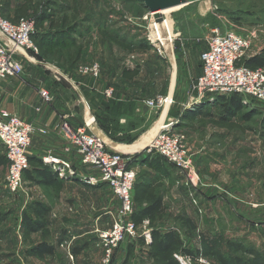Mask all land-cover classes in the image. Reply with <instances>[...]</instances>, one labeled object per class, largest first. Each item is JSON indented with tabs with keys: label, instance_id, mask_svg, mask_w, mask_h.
Instances as JSON below:
<instances>
[{
	"label": "rangeland",
	"instance_id": "obj_1",
	"mask_svg": "<svg viewBox=\"0 0 264 264\" xmlns=\"http://www.w3.org/2000/svg\"><path fill=\"white\" fill-rule=\"evenodd\" d=\"M6 1L0 0V16L4 19L6 15H12L11 12L24 0H8L9 10L4 11ZM64 1L50 2L60 4ZM50 2L42 0L39 10L43 11ZM77 2L79 12L69 15L71 21L66 28L67 32L74 30L71 36L63 38L64 42L51 41L54 31L47 27V23L38 28L44 35H51L45 43L48 60L39 56L37 48L24 53L51 62L74 82L85 77L95 80L100 92H96L95 97L90 93L87 100L95 121L92 126L96 129L93 132L90 126L88 131L102 137L106 151L119 156L128 153L115 150L116 145L135 149L140 143L138 136L159 120L162 109L149 107L147 100L170 93L173 103L167 121L172 123L171 133L181 140L190 160L189 170L170 171L158 190L164 203L163 215L152 224L143 221L130 232L123 231L109 247L112 251L110 264H151L146 243L151 239L152 229L177 232L191 250L197 249L200 236L206 235L220 236L223 251H226L227 241H244L264 255V103L248 98L238 113L225 120L227 125L221 126L220 117L226 112L220 104L195 105L190 99L191 79L199 74L203 38L211 29L220 33L234 32L249 39L245 55L264 50V0H190L186 6L163 13L159 22L152 13L141 8L137 0ZM29 12L28 21H35L37 15L31 9ZM102 31L119 35L132 43L146 42L148 49L126 52L104 38ZM73 42L84 47L79 59L74 61L64 55ZM158 47L163 54H159ZM57 49L60 50L56 54ZM94 63L100 65L97 76L82 72ZM26 66L29 64L23 61L24 69ZM122 67H138L139 73L126 81L120 76ZM258 67L264 69V63ZM46 92L49 97L52 95L49 90ZM91 99H96L95 107L91 106ZM110 101L131 105L120 109L113 105L105 107ZM188 110L195 114L194 117L182 120ZM250 110L255 113L247 120L245 116ZM99 118L103 122H99ZM232 123L236 127L228 126ZM130 137L134 138L128 140ZM152 139H148V145ZM146 147L139 155H132L144 156ZM3 155L6 158L5 148L0 143V157ZM75 157L80 162L78 156ZM131 169L135 173L134 183L150 172L142 166H132ZM8 174L7 161L6 165H0V264H105L107 247L100 234L110 232L116 223L125 226L130 220L129 214L122 215L120 201L109 186L97 192L69 190L68 193L80 198L78 207L63 204L59 191L30 182L23 176L17 193H12L5 186ZM94 174L97 175L96 170ZM132 192L133 189L131 207L134 211ZM36 202L49 208L47 227L33 233L25 242L20 219ZM185 219L192 221L195 227L189 226ZM75 221L85 224L59 235L65 223ZM60 237L69 240L68 244L58 247ZM140 238L145 244L140 243ZM78 240L80 245L88 247L74 258L72 248L78 246ZM42 241L51 243L54 253L44 258L30 256L29 249ZM177 258L180 264H217L214 259L201 256L194 261L182 256Z\"/></svg>",
	"mask_w": 264,
	"mask_h": 264
},
{
	"label": "built area",
	"instance_id": "obj_2",
	"mask_svg": "<svg viewBox=\"0 0 264 264\" xmlns=\"http://www.w3.org/2000/svg\"><path fill=\"white\" fill-rule=\"evenodd\" d=\"M34 32V21H28V18L11 22L0 16V81L23 73V65L18 56L30 49H36L31 39ZM203 41L204 48L200 53L202 71L190 85L194 101L212 103L218 95L237 93L242 96L244 104L247 103L248 98L264 103V69L238 64L249 48V39L234 32L220 33L217 29H211ZM157 50L159 54H163L161 48L158 47ZM99 70L100 65L94 63L91 67L84 68L82 72L97 76ZM107 92L110 94L111 90ZM40 93L45 100H48L45 90H41ZM169 102L171 101L167 96L157 95L148 99L146 103L149 107L161 108ZM171 124H165L156 133L146 147L144 155L158 154L184 172L189 170L190 160L180 144L181 140L171 133ZM61 128L67 139L65 152H72L78 156L82 164L97 172V175L81 177V179L89 185L102 183L109 186L120 201L122 215L129 214L130 220L125 226L116 223L110 232L100 234L101 241L107 247L105 264H110L111 244L119 239L123 231L130 232L137 227L131 219L133 213L131 190L135 178L131 167L138 154L119 156L114 152L106 151L103 140L86 131L84 127L74 128L64 123ZM33 130L32 123L0 109V143L5 148L9 164L5 186L12 193H17L23 171L29 167L27 148L31 143ZM43 162L60 178L66 179L76 175L69 160L47 156L43 158ZM67 241L69 240H61L58 247L67 245Z\"/></svg>",
	"mask_w": 264,
	"mask_h": 264
},
{
	"label": "crops",
	"instance_id": "obj_3",
	"mask_svg": "<svg viewBox=\"0 0 264 264\" xmlns=\"http://www.w3.org/2000/svg\"><path fill=\"white\" fill-rule=\"evenodd\" d=\"M261 51L263 50L260 49L256 52H252L251 54L244 55V57H251L260 53ZM18 57L21 60L22 65L24 61V63H28L29 66H26L25 69L23 67V73L20 76L7 78L0 81V108H3L33 124L35 131L31 136V143L27 148L28 158H37L42 159L43 161L44 157L52 156L69 160V162L72 164V167L76 171V175L66 179L58 177L62 179L61 188L59 190L60 197L63 204H74L80 207V198L68 193L69 190L78 189L82 191L90 190L97 192L101 188L106 187V185H102L100 183L98 185H89L81 179V177H88V175L90 176L91 174L94 175V170L82 165L72 152H65L64 147L66 146L67 139L64 131L61 128V125L66 123L70 127L74 128L84 127L86 131H88L89 127L92 126V123L95 121L94 117L89 111L90 105L87 99H89L88 97L90 93H93V96L95 97L96 92H100L98 85H96L95 80H92L89 77H85L81 80H78L77 82H74L69 77H67L64 74L65 72L59 67L52 64L51 62L42 61L34 54L26 52L24 53V56L19 55ZM41 58L47 59L44 57ZM201 71L202 69L199 55L198 75L201 74ZM198 75H196L194 78H196ZM41 90H49L52 92V95L50 97L48 96V100H45L41 96ZM170 95V93L166 94V96L170 98L171 102L166 103L163 105V107H161L162 110L159 120L153 124V127L144 131L138 136L140 141L139 145L137 144L135 149L131 150L128 149L126 145H119L121 147H117L116 145L114 147L115 150L128 154L137 153L139 155V152H141V150L148 145L149 141L156 135V133L165 124L170 122L167 121L169 119L167 116L168 110L173 103V96ZM190 99L191 101L193 100L195 105L200 103L206 105L205 102L194 101L193 94ZM91 102V106L95 107L96 99H91ZM202 107L204 106L202 105ZM188 112L189 113H187L185 116L181 117L182 120L183 118H188L191 120L194 117L195 114H192L193 112L191 110H188ZM196 114L199 113L196 112ZM92 129L94 132L96 127L94 128L93 125ZM155 130L157 131L153 135V131ZM93 132L90 131V133ZM148 139L150 140L148 141ZM145 141H147V143ZM133 166L147 167L150 171L146 175L137 178L134 184L139 185V187H143L147 190L153 189L154 194L160 198L162 209L160 210L159 215L156 216L154 220L156 221L164 213L163 199L159 196L158 190L161 188L162 182L164 181L167 173L170 171L177 173L178 169L172 164L168 163L162 156L155 153L138 156V158L133 162ZM27 169L31 170L30 164ZM132 196L134 202V211H137L147 205L146 201L136 202L134 200V192H132ZM98 219L99 216L96 217V220ZM146 220L147 219H145V221ZM147 222L148 221H146V223ZM81 224L85 223L78 221H75L71 224L65 223V225L61 227L62 230H60L59 235H65L66 231H69L72 228H77ZM78 242L79 240L76 242L78 246L74 247V249L78 251V253L74 255V258H76L80 253H82L83 250L88 247V245H80Z\"/></svg>",
	"mask_w": 264,
	"mask_h": 264
},
{
	"label": "trees",
	"instance_id": "obj_4",
	"mask_svg": "<svg viewBox=\"0 0 264 264\" xmlns=\"http://www.w3.org/2000/svg\"><path fill=\"white\" fill-rule=\"evenodd\" d=\"M42 0H24L23 3L16 7L11 13L12 15H6V19L11 22H17L21 18H29V10L37 15L35 18V32L31 35V39L37 48L39 55L41 57L49 59L48 50L45 47L47 42V37L40 31L38 28H42L43 23H47V27L50 30L54 31L51 41L53 42H64L65 37L71 36L72 31L67 32L66 28L69 26L70 19L69 15L74 13L77 15L78 2L77 0H70V3H67V0L60 3H52L49 0V5L43 11L39 10ZM139 6L142 9L145 7L142 5L140 0H137ZM9 2L8 0L4 3V11H8ZM89 21L88 17L85 18ZM101 34L104 38H108L112 43L116 44L126 52H134L137 49L146 50L148 45L145 42L132 43L125 38L115 35L114 33H109L102 31ZM71 45V44H70ZM83 49V46L79 44H72V47L66 49L64 55L67 56L70 60H78L80 53ZM60 49H57L55 53H59ZM65 51V50H64ZM264 63V50L260 53L253 55L251 57H243L238 64H244L245 66L254 68L258 65ZM139 73V68H128L122 67L120 71V76L126 80L134 79ZM214 103L220 104L222 109L226 114L220 117L219 125L224 124L225 120L230 116L238 113L243 108L242 96L237 93H231L228 95H218L213 101ZM112 105L116 109H120L123 106L130 107L131 104H123L122 102H108L105 107L111 108ZM247 107V106H246ZM104 108V107H103ZM250 113L246 114L245 118L248 120L255 113L254 110H250ZM99 122L101 118L98 119ZM102 121V120H101ZM103 122V121H102ZM100 123L103 126V123ZM230 128L236 127L235 123L228 125ZM134 137L128 138V140L133 139ZM5 156L0 157V165H6ZM28 162L31 165L30 169H25L23 171V178L34 182L41 186L51 187L56 192L61 188L62 179L58 178V175L51 170V167L45 164L42 159L37 158H28ZM134 200L136 202H145L147 205L140 208L137 211H133L131 219L135 226H140L145 219L149 224H152L157 215H159L160 210L162 209V204L160 198L154 194V190H147L139 185L134 184L133 188ZM49 213V208L41 203L36 202L31 208L30 212L25 211L20 219V229L22 240L27 242L33 233L38 231L45 230L47 227V214ZM2 217L0 216V221ZM189 226L192 228L195 225L189 219H185ZM185 223V224H186ZM150 241L146 243L148 246V258L151 260V264H180L177 256H182L188 259L189 261H194L198 256L205 258H212L216 261L217 264H264V255L261 251L255 249L253 246H248L244 241H227L225 243L226 251L222 249V240L220 236H206L201 235L199 238V247L195 250H191L185 246L182 237L173 230L160 231L158 229H152L150 232ZM61 238L59 240V243ZM141 244H145L142 238L139 239ZM29 255L35 256L38 258H44L50 256L54 253V247L51 243L47 241H42L35 246H32L29 249ZM78 251L73 248V256L77 254Z\"/></svg>",
	"mask_w": 264,
	"mask_h": 264
},
{
	"label": "water",
	"instance_id": "obj_5",
	"mask_svg": "<svg viewBox=\"0 0 264 264\" xmlns=\"http://www.w3.org/2000/svg\"><path fill=\"white\" fill-rule=\"evenodd\" d=\"M142 5L145 9L150 12L154 13V18L156 21L161 20V15H159L158 11L173 8V7H183L189 4L190 0H140Z\"/></svg>",
	"mask_w": 264,
	"mask_h": 264
},
{
	"label": "bare ground",
	"instance_id": "obj_6",
	"mask_svg": "<svg viewBox=\"0 0 264 264\" xmlns=\"http://www.w3.org/2000/svg\"><path fill=\"white\" fill-rule=\"evenodd\" d=\"M178 8H180V7L168 8V9L160 10L156 13H158L159 15H162L163 13L165 14L166 12L177 10ZM152 15H154V13ZM162 24H164V23H162Z\"/></svg>",
	"mask_w": 264,
	"mask_h": 264
}]
</instances>
